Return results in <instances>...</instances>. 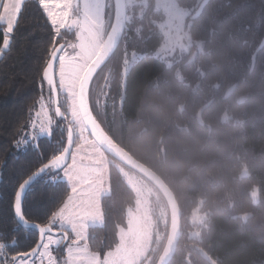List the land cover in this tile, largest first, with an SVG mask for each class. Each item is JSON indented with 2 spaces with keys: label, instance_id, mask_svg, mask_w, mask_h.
Segmentation results:
<instances>
[{
  "label": "trees",
  "instance_id": "16d2710c",
  "mask_svg": "<svg viewBox=\"0 0 264 264\" xmlns=\"http://www.w3.org/2000/svg\"><path fill=\"white\" fill-rule=\"evenodd\" d=\"M176 1L190 11L189 53L171 66L155 55L163 44L159 25L166 14L157 0H138L127 8L129 19L118 51L93 80L92 110L95 86L107 74L112 91L119 90L125 51L140 55L128 71L120 108L119 96H110L103 114H98L108 135L154 171L176 197L182 229L170 264H264V47L252 69L264 38V0H210L202 10L203 0ZM107 13L108 34L113 0ZM62 33L57 39L66 47L77 41L74 30ZM53 37L37 0H28L14 44L0 57V201L18 173L38 166L37 152L13 145L41 95L39 84ZM59 98L63 103L61 94ZM64 108L68 113L67 103ZM66 129V122L61 123L50 138H40V153L57 152L61 142L66 146ZM108 181L109 191L101 200L103 223L89 228L87 239L90 252L102 259L117 246L120 230L127 227V210L136 201L114 165ZM69 190L66 182L50 185L45 179L34 184L28 195L32 222L43 208L58 206ZM197 211L207 215L202 224L194 218ZM168 213L167 232L152 264L166 245ZM7 220V205L0 203L3 232L12 227ZM18 236L15 251H28L35 237L30 230ZM60 251L64 255V249Z\"/></svg>",
  "mask_w": 264,
  "mask_h": 264
},
{
  "label": "snow or ice",
  "instance_id": "6c2138e0",
  "mask_svg": "<svg viewBox=\"0 0 264 264\" xmlns=\"http://www.w3.org/2000/svg\"><path fill=\"white\" fill-rule=\"evenodd\" d=\"M27 0H0V57H2L14 44L15 33L22 11ZM38 8L42 10L51 24L54 37L49 51V59L46 60L42 70L39 87L43 90L46 86L48 96H41L38 110L30 117L27 128L31 132L21 130V137L14 143L19 150L21 146L31 147L37 152L38 166L22 170L14 178V182L4 190V201L8 209L7 223L12 227L3 232L0 226V264H74L76 255L67 246L69 230L75 232L77 222L85 210V201L82 194H78V185L85 178V170L69 164V148L71 140V124L68 123V113L64 104L71 103V116L75 121L83 119L86 115L82 108L80 90L86 81L91 66L82 62L81 54L70 55L65 43H59L62 30L70 32L80 24L81 0H37ZM86 30V29H85ZM58 45V46H57ZM86 46L81 45L84 49ZM58 63L57 81L55 65ZM60 94H64L63 103ZM54 112V116L50 113ZM59 118V120L54 119ZM67 124V146H61L57 152L43 154L39 151V136H52L54 125L59 127L61 123ZM47 180L50 185H55L58 180H63L69 186V192L55 208H43L36 222L28 213L29 190L41 180ZM21 230L28 231L35 238L31 241L28 251L18 252L15 249L19 245L18 233ZM64 249V255L56 253Z\"/></svg>",
  "mask_w": 264,
  "mask_h": 264
},
{
  "label": "rangeland",
  "instance_id": "374dc122",
  "mask_svg": "<svg viewBox=\"0 0 264 264\" xmlns=\"http://www.w3.org/2000/svg\"><path fill=\"white\" fill-rule=\"evenodd\" d=\"M126 3L128 8L138 3V0H126ZM110 7L111 0H81L80 24L72 29L77 34V41L66 47L70 55L82 53L80 58L88 65L95 59L107 36L110 25L107 9L109 10ZM157 7L164 11L166 19L159 25L163 44L155 55L171 66L175 61L180 60L183 54L189 53L193 45L186 30L190 11L181 8L176 0H157ZM82 44L86 46L84 49L81 48ZM138 58L140 55L125 51L120 71V86L116 93L110 86L109 74L95 86L94 113L100 124L102 119L98 112L103 114L110 96H119L117 106L120 108L128 71ZM58 79L57 64V81ZM61 95L64 100V94ZM41 96L47 98L46 86L41 89L39 99ZM67 104L69 122L75 133L74 149L69 164H75L85 170V178L77 186L78 194H82L85 201V210L77 222L75 232L69 230V236L67 235L66 238L68 248L76 253L74 264H152L153 253L165 238L166 226L169 224V209L166 203L148 181L106 155L90 137L82 119L79 121L73 119L70 114L71 103L67 102ZM35 110H38V103L30 113V117L34 116ZM50 114L54 116V112ZM54 119L59 120L55 117ZM24 131L31 132V129L26 127ZM43 137L48 136H39L38 140ZM21 148L25 147L21 146ZM112 165L124 176L135 193L136 201L134 206L127 210V227L120 230L117 246L102 259L98 254L90 252L87 239L89 228L103 223L101 200L109 191V169ZM253 196L257 201V192H254ZM194 218L202 224L207 219V215L197 211ZM56 254L63 256L61 251Z\"/></svg>",
  "mask_w": 264,
  "mask_h": 264
},
{
  "label": "water",
  "instance_id": "95a60500",
  "mask_svg": "<svg viewBox=\"0 0 264 264\" xmlns=\"http://www.w3.org/2000/svg\"><path fill=\"white\" fill-rule=\"evenodd\" d=\"M113 1L114 19L112 26L98 55L89 64L91 66V71L79 93L82 100V108L84 113L86 114L83 117L82 121L90 137L106 153V155L117 160L121 164L125 165L126 167L130 168L131 170L135 171L137 174L148 180L164 197L170 212V229L166 245L156 264H170L175 257L180 242L182 229L181 211L176 197L171 189L166 185V183L154 171L136 160L108 135V133L104 130L103 126L94 115L90 103V89L93 80L98 72L104 67V65H106L113 57V55L118 51L126 30L128 21L126 0ZM209 1L210 0H203L199 10H202ZM263 47L264 38L253 56L252 69L254 68L256 63L257 54L263 49ZM57 64L55 65V71L57 69ZM71 128V140L68 145V148L70 150L68 163L70 161L75 143V133L72 126Z\"/></svg>",
  "mask_w": 264,
  "mask_h": 264
},
{
  "label": "flooded vegetation",
  "instance_id": "af4514ba",
  "mask_svg": "<svg viewBox=\"0 0 264 264\" xmlns=\"http://www.w3.org/2000/svg\"><path fill=\"white\" fill-rule=\"evenodd\" d=\"M93 111H94V109H93Z\"/></svg>",
  "mask_w": 264,
  "mask_h": 264
},
{
  "label": "crops",
  "instance_id": "0c3cea01",
  "mask_svg": "<svg viewBox=\"0 0 264 264\" xmlns=\"http://www.w3.org/2000/svg\"><path fill=\"white\" fill-rule=\"evenodd\" d=\"M28 1V0H27Z\"/></svg>",
  "mask_w": 264,
  "mask_h": 264
}]
</instances>
